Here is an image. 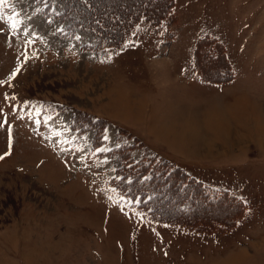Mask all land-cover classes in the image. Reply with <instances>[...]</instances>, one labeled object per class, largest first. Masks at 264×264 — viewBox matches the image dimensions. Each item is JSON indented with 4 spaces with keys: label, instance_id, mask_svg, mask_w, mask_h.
<instances>
[{
    "label": "rangeland",
    "instance_id": "obj_1",
    "mask_svg": "<svg viewBox=\"0 0 264 264\" xmlns=\"http://www.w3.org/2000/svg\"><path fill=\"white\" fill-rule=\"evenodd\" d=\"M112 1L121 4L120 13L129 3L95 0L107 8ZM62 6L60 0H0V264H264V106L247 97L232 102L230 115V109L209 114L189 108L201 115L203 126L207 118L220 122L224 113L216 110L227 111L228 143L208 125L211 136L205 137L216 142L213 153L205 149L196 156L185 145L188 139L177 140L170 121L161 122L171 146L195 158L223 154L228 159L223 183L247 186L240 194L231 191L246 205L231 231L207 234L156 222L139 207L150 195L133 199L111 184L121 179L120 160L111 152L122 142L133 143L132 138L119 142L118 126L131 129L118 121L138 125L147 108L142 96L121 88L137 63L166 54L186 60L197 36L211 33L229 44L237 60L256 63L251 72L264 87V0H176V24L157 35L141 20L131 43L120 50L94 46L79 27L70 31ZM178 108L186 109L174 103L167 113ZM80 114L88 123L78 127ZM90 121L102 124L100 147L93 145L97 129ZM196 125L177 129L190 132ZM163 198L155 196L153 203L169 205ZM227 204L202 214L229 216Z\"/></svg>",
    "mask_w": 264,
    "mask_h": 264
},
{
    "label": "trees",
    "instance_id": "obj_2",
    "mask_svg": "<svg viewBox=\"0 0 264 264\" xmlns=\"http://www.w3.org/2000/svg\"><path fill=\"white\" fill-rule=\"evenodd\" d=\"M60 1L63 5L61 16L68 19L70 31L79 27L93 37L96 41L94 46L106 43L118 50L124 49L131 43L127 41L141 20H145L148 29L158 35L168 31L169 26L176 24L179 17L176 0H128L129 3L122 13L119 10L122 8L121 4L116 1L111 2L113 5L111 8H107L104 2L97 4L95 0ZM69 13L73 17H67ZM173 36L174 34L171 35ZM194 65L200 78L209 83L222 84L235 78V71L227 56L225 45L210 34L202 35L197 39ZM82 115L76 116L78 123L75 126L88 123ZM90 124L97 129L93 145L95 148L100 147L104 142L102 124L91 121ZM96 125L99 127L97 128ZM118 129L119 142L124 138H132L133 143L122 142L111 152L113 156H118L121 164L117 171L121 179H113L111 184L118 193L131 196L133 199L136 195H141L143 199L150 195L152 200L141 201L139 207L147 212L152 220L182 224L199 232L212 234L216 231L223 233L231 231L244 217L246 205L231 191L205 186L183 168L158 156H145L140 161H135L132 156L133 150L143 147L144 144L125 127L118 126ZM129 177L130 181H128ZM165 194L167 198H163ZM153 195L163 198L164 202L169 200V205L157 204V200L154 204ZM198 202L200 205L197 204ZM223 202L228 203L227 207L232 209L229 216L202 214L208 207Z\"/></svg>",
    "mask_w": 264,
    "mask_h": 264
},
{
    "label": "crops",
    "instance_id": "obj_3",
    "mask_svg": "<svg viewBox=\"0 0 264 264\" xmlns=\"http://www.w3.org/2000/svg\"><path fill=\"white\" fill-rule=\"evenodd\" d=\"M199 36L200 34L197 36L196 40ZM215 36L220 38L218 35ZM172 43L171 41L168 48L169 53L172 51ZM224 43H226V41H224ZM226 44L229 59L235 69V78L227 83L213 84L200 78L193 59V48L195 44L189 46L190 50L187 53H189L190 56L187 55L186 60L180 55L173 57L166 54L145 58L143 60L145 64L137 63L134 67L136 71L130 75L128 84L123 85L121 88L123 90L129 88L133 90L136 95L142 96L146 100V104L144 105H147L146 112L141 117V122L138 121V125L135 124L137 122L129 120H120L118 122L129 127L134 136L139 138L144 144L143 147L133 150L132 155L135 161H139L149 151L156 156L170 160L175 165L180 166L188 173L210 186L240 194L241 191L247 189V186L241 184L238 186H229V183L226 181V184L223 183L221 177L224 176V167L228 164L225 162L228 159L225 158L223 154L218 158H195L171 146L169 143L171 139L164 136V132L161 128L162 120L166 119V121H170L171 123L168 126L174 130L173 132H175V134H180L177 135V140L182 141L184 144L186 139H188L189 141L187 140L186 142L190 143L185 144L189 147L188 150H191L194 154L196 153V156L198 154L202 156L205 151L206 153H211L213 151L211 150L208 152V149L205 150V144L211 142L215 145L216 142L206 140L210 138H206L205 136L206 134L211 136V131H209V129H212L215 133L213 130L215 125L213 126V124H211V119L207 118L205 121L209 122H205L206 124L203 126V123L201 124V115L192 113L190 109L199 110L201 112L210 111L209 114H212L211 111L217 108L230 109L232 102L240 96L247 97L251 102L264 106V87L260 86L258 83V75L251 72V70H254L256 63L252 59L245 57L244 59L238 58L239 60H237L236 55L232 54L229 44ZM173 49L175 50L174 45ZM174 103L178 106H184L186 109L178 108V113H176L175 108L169 112L170 114L167 113L169 105H174ZM138 105L140 106V104ZM142 108L143 107L140 109ZM224 109H218L216 113L220 114L222 111V116L223 113H227ZM228 114H232L231 109ZM177 121L179 122L176 123ZM186 123L197 124L193 128H197L198 132L193 133L192 130L183 133L180 129H177L179 128L177 127L178 124L181 125ZM208 125L211 128L208 129ZM205 128L206 133L204 131ZM194 135L199 139H196ZM199 135L203 136L205 139L202 140ZM211 139H213V137ZM198 142H201L202 145ZM196 147L198 153L196 152ZM201 150L202 152L205 151L202 153ZM199 175L204 176L201 178Z\"/></svg>",
    "mask_w": 264,
    "mask_h": 264
},
{
    "label": "bare ground",
    "instance_id": "obj_4",
    "mask_svg": "<svg viewBox=\"0 0 264 264\" xmlns=\"http://www.w3.org/2000/svg\"><path fill=\"white\" fill-rule=\"evenodd\" d=\"M225 114H223V116H222V118H221V120H220V122H218L215 126H214V124H213V126H214V131H215V134H216V136H218V138L220 139V140H226V143H228L227 142V139H228V137L230 136V134H231V132H229L230 131V125L228 124V122H226L224 119H225V116H224ZM212 126V127H213ZM197 133L198 132V130H197V128L195 129V128H193V133ZM195 137H196V135H194ZM225 142V141H224ZM197 143V142H196ZM198 143H200L201 144V142H198ZM194 145V144H193ZM202 145V144H201ZM200 145V146H201ZM198 146V145H197ZM214 145L211 143V142H208V143H206V146H205V148L206 149H208L207 151L208 152H210L211 150H213V147ZM194 147V146H193ZM214 151V150H213ZM196 152L198 153V149H197V147H196ZM213 153V152H212ZM196 154V153H195ZM198 155H200V154H198Z\"/></svg>",
    "mask_w": 264,
    "mask_h": 264
}]
</instances>
